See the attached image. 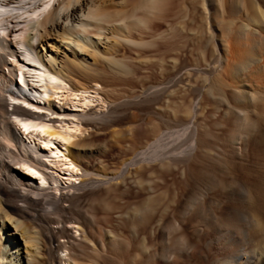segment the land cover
Returning a JSON list of instances; mask_svg holds the SVG:
<instances>
[{
	"label": "bare ground",
	"instance_id": "6f19581e",
	"mask_svg": "<svg viewBox=\"0 0 264 264\" xmlns=\"http://www.w3.org/2000/svg\"><path fill=\"white\" fill-rule=\"evenodd\" d=\"M240 1L186 0L189 7L186 3L183 4L187 7L186 17L191 23V32L195 31L201 17L205 35L202 54L206 57L208 51L213 49L222 69L224 59L231 61V58L222 56V47L215 44V38L220 32L222 42L229 39L230 27L237 22H240L238 27L244 36L257 37L255 49L259 53L264 52V0H242V4ZM27 3L23 5L20 0H0V29H6L5 22L9 19H17L23 20L26 31L33 32L18 35L12 41L9 40L10 35L2 36L0 33V66L3 64L2 67L8 69L7 73L2 74L4 84H0V264L102 262L100 256L104 253L107 255L106 250L114 249L117 241L126 243V239L119 238L114 230L117 222L113 213L116 218H123L128 222L134 240L138 241L135 246L131 242L127 245L134 251L132 257L127 259L128 264H264V204L252 207L251 200L255 193L251 184L245 183L244 177L236 173L254 170L255 167L236 163V160H242L244 156L246 158L248 147L254 145L258 154V176L261 179L255 188L264 193V56L257 58L263 71V83L257 91L231 86V96L239 104L236 110L238 120L236 127L233 126L232 136L218 139V142H223V149L214 152L213 149H217L215 141L210 134L200 136L199 125L191 128L187 136L184 133V141L177 140L180 144L174 149L168 147V150L139 152L120 166L118 171L102 170L97 168L104 161L97 159L98 153L102 151L99 140L101 135L109 134L113 140H118V137L148 134L144 124H139L136 112L147 110H151L156 121L158 120L157 124H149L154 126L159 122L166 129L161 133L160 139L172 135L170 131L167 132L172 122L163 116V106L171 103L170 95L174 96L179 92L178 87L184 82V73L191 76L200 71L202 74L204 70L213 75V62L208 61L207 67H202L193 65L178 54L171 58L164 52L159 55L148 54L151 48L159 47L168 36L179 30V25L171 22L177 16L176 8L179 5L176 7V0H30ZM170 5L167 15H162L165 7ZM217 11L222 19L221 30L215 24ZM165 23L168 28L162 30L161 26ZM237 44L231 52L234 51L241 58L242 53ZM127 51H135V56L129 57ZM16 53L21 55L25 64H35L34 69H28L25 64L19 63L11 67L7 58L15 57ZM251 55L252 52L242 62L250 61ZM157 70L163 76L168 75L166 82L135 95L132 102L127 101L128 104L124 105L120 101L123 105H117L112 100L108 105V112L102 114L93 109L88 110L99 99L79 95L90 89L94 90L97 86L101 88L96 90L104 94L105 89L114 85V77L118 73L119 76L122 73L136 75ZM218 77L220 80V76ZM100 78L107 79L108 83L114 81L107 87L109 84L103 85ZM110 79L112 80L109 81ZM222 85H226V82ZM20 96L28 104L37 103L36 108L21 101L22 105L11 101ZM42 103L44 106L41 107ZM29 107L47 109L53 114L74 118L52 120ZM79 108L82 111L77 110ZM175 134L177 133L174 136ZM254 134L257 137L253 140ZM88 157H95L96 160V166L90 167L91 169L84 165ZM212 161L217 162L216 165ZM17 165L26 170L30 177L17 172ZM192 165H195L197 171H191ZM164 166L176 169L173 171L179 169L182 177H185L181 191L176 192L169 201L162 197V190L156 192L153 186L156 179H153L154 176L163 178L164 181V177H161L166 171ZM230 166L235 171L233 177L229 178L230 173L226 170L229 171ZM161 170L164 171L158 174ZM166 173L168 171L165 176ZM130 175L136 178L142 192L148 191L149 195L138 204L124 205L117 202V195H125L129 190L122 186H125ZM75 179L81 180L79 185L68 188L45 187L47 183L65 185ZM215 187L218 192L211 197ZM104 196L102 204L99 199ZM97 200L98 205H103V210L99 212L105 210L106 213L101 218L106 223L101 228L104 231L103 240L93 237L100 221L95 206ZM219 205L221 212L217 214L214 206L219 208ZM169 211L172 212L170 217ZM137 217L142 223V228L139 229L143 230H139L136 221H133ZM153 217L158 218L157 223L147 233L145 230L153 226ZM28 220L47 229L45 239L43 238L47 245V258L37 256L42 248L36 253V243L42 242V239L35 240L25 230L24 222ZM71 223L77 225L79 233L69 227ZM60 231L64 235L70 233L71 240H62L60 236L55 238L54 234ZM141 231L145 233L142 238ZM211 233L223 238L215 236L214 241H210ZM240 240L253 243L254 247L248 252L242 247L248 244L245 242L240 246ZM212 242L222 244L214 254L210 250ZM71 248L74 250L73 254ZM67 250H70L69 255L65 254ZM82 253L86 256L82 257ZM177 253H180L178 258Z\"/></svg>",
	"mask_w": 264,
	"mask_h": 264
},
{
	"label": "rangeland",
	"instance_id": "374dc122",
	"mask_svg": "<svg viewBox=\"0 0 264 264\" xmlns=\"http://www.w3.org/2000/svg\"><path fill=\"white\" fill-rule=\"evenodd\" d=\"M20 1L23 2V5H26V4H28L27 2L30 1V0H28V1L27 0H20ZM176 2H177L176 3V7L179 5L178 8H176L178 17L176 16V18L174 20H172L171 22H173L174 24H178L179 25L178 26L179 30L175 34H171L170 36H168L167 37L168 39L165 40L164 42H162L159 47L151 48L148 51V54H153V55L154 54H158L159 55V53L161 54L162 52H164L163 54L166 53L165 55L168 58H171V57H174V56L177 57L176 55L178 54V55H180L181 58H183L185 60H188L193 65H196V64L200 65V66L202 65V67H207V64L211 61V62H213V64H212L213 75H210V74L206 73V71H204V70L202 71V74H201V71H200V73L198 72V74L195 73L196 75L193 74L191 76H189L187 73L183 74L184 75L183 76V79H184L183 81L184 82L181 84L182 86L180 85L178 87V91L179 92H177L176 95L173 94L174 96L170 95V99L169 98L168 99L171 101V103H167L166 104L167 107H166V105H164L163 109H162V111H163L162 114L165 117V119L167 121L170 120L172 122V124H171L172 126L168 128L169 130L167 129V132L170 131V133H172V135H169V136L166 135L165 138L163 137L162 139H160L161 133L164 132L166 129L164 128V125L160 124L159 122H158V125H154V126L152 125L153 126V128H152L151 123L149 124V122H153V123L157 124L158 120L156 121L157 118L155 117V115L152 113L151 110H147V111H143V112L142 111H136V112H138L137 114H138V119H139L138 122H139V124H142V125L144 124V126L148 129L147 131H149L148 134L146 133L144 135H141L140 137H139V135L136 136V137L134 136L135 138L131 137V136H127L128 138L126 136L123 137V138L122 137H118V140H117V138H114V140H113L109 134L101 135L99 137V140H100V146H101V150L102 151H101V153H98L97 159H103L104 161L102 160L103 161L102 164H98L97 168H101L102 170H116V171H118L119 169H121L120 166L122 167V165H124V163L127 160H130L131 158H133V156H135L139 152H145V151L149 152V151H157V150L162 151L163 149L168 150V149H166L168 147L169 148L171 147L170 149H174L177 146V144H180L178 142L179 140H181V141L183 140L184 141V139H185L184 136L185 135L187 136V132L191 128H195L196 126H199V125L200 126L198 127V129H199V132H200V136H202L204 134L205 135H209L210 134V136H212V139L215 141L214 146L217 149H213L214 152H216L218 149L219 150L223 149L224 144H223V142L222 143L218 142V139H221V137L223 138V137H226V136L230 137V135L232 134V129L234 127H236V123H237V120H238V112L236 110H237V106H239V104L231 96L232 87H234V88H242V89H249V90L250 89L251 90H256L257 89L258 90L261 87L262 83H263V80L261 79V74H262L263 71H261V67H259V63L260 62L257 61V58L260 57V56L263 57L264 56L263 55L264 52L259 53L258 49L257 48L255 49V47H257V43H256L257 37L254 38V37H251V36L250 37L249 36L248 37L244 36L242 34V32H241L240 27H238V26H240V22H237L236 25H231V27H230L231 32H230V30L228 32L229 39H227L226 41L222 42V40L219 38V37H221V36H219L220 32H218L217 33L218 36L216 35V38H215V44H220V47H222L221 48L222 49V56H224V57L226 56L228 58H231V61H227L226 59H224V63L225 64L223 65L224 67L222 69L221 68L222 66H220L221 64L217 62L218 57L215 55L216 53H215V51L213 49L209 50L211 53L208 51V54H207L206 57H204V55H203L204 54V49H203L204 44L203 43H204V40H205V37H204L205 35H204V30L201 27V22H200L201 17H199V20H198L199 23H197V25L195 27V31L191 32L189 30L190 27H191V23H190L189 19L186 17L187 16V9L186 8L189 7V5L186 3V0H176ZM241 2H242V0L239 3H241ZM55 3H56V1H55ZM184 3H186L185 4L186 6L188 5L186 8H185V5H183ZM170 8H171V5L169 7H165L166 10H164L162 12V15L163 14L167 15V13L169 12ZM216 10H217V8H216ZM165 12H166V14H165ZM221 20L222 19L219 16V11H217V13H215V24H216V27H218L220 30H221L220 25H221V22H222ZM22 22H23V20L9 19V21L5 22V28L6 29H0V33L2 34V36L10 35L9 37H11V38H9V40H11V41L13 40L14 37H16L18 35H21L23 33H26V32L27 33H33L32 31H29V30L26 31L24 23H22ZM166 25H167V23H165V24H163L161 26L162 30L163 29L166 30L168 28L167 27L168 25L167 26ZM180 27H181V29H180ZM182 28H184L185 30L182 29ZM182 30H184L185 33ZM253 31H254V29H252V32ZM147 37L148 36H146V38ZM236 43H238L237 46L239 47L240 52L242 53V57L241 58L237 57L236 53H234V51H233V53L231 52V50H233L234 45L236 46ZM13 48L16 49L14 44H13ZM195 48H197V49H195ZM251 52H252V55H251L250 61L247 60L246 63H243L242 61H244L246 59V57H248V55ZM128 53L129 52L127 51L126 54H128ZM230 53L232 54V56H231ZM258 53L261 54V55H259ZM133 54H135V51H134V53L130 52L128 55H129V57L130 56L133 57V56H135ZM233 55H234V57H233ZM205 58H206V61H205ZM234 59H235V61H234ZM238 59H240L241 61L238 60ZM7 60L9 62V64H11V67L17 66L18 63L19 64H25V62H23L22 57H21V55L19 53H16L15 57H10L9 56L7 58ZM126 61L128 62L130 60H126ZM129 63L130 64H134L135 62L134 63L129 62ZM25 65L27 66L28 69H34V65L35 64H31V65L25 64ZM2 66H4V65L2 64L0 66V76H1L0 77V84L1 85L4 84V77L2 76V74H4V72L7 73V71H8L7 67H2ZM36 66L39 67V68H42V66H40L38 64H36ZM223 73H224V75H223ZM116 75H114V76H116ZM217 75L220 76V80H219V77ZM114 78H116V82L114 83V85L112 84L114 87L111 85V83H113L114 80L112 82L108 83L107 79H104V78L101 79L100 78L101 81H103V85L107 86L109 84L107 87H110V85H111L110 88L106 87L107 89H105L107 93H109V89H110V93H109L110 95L107 94L106 92L104 94H102L103 92L101 93V92L97 91V90H99L101 88V86H97V88H99V89H97L95 87L94 90L97 89L96 90L97 92L92 90V89H90L87 92H83L84 94H81V93L78 92L79 95H86V96L90 95V96L95 97V99H99L100 102L98 100L94 101L92 103V105L90 106V109H88V110L93 109L96 112L101 113V114L103 112H108V105L110 104V102H112V100L115 103L117 102L118 103V104L116 103L117 105L128 104L131 99L133 100L134 97H136L139 94H141L142 91L148 90V89H150L152 87H155V86H158L159 84L163 83V81L166 82L167 79H168V75L167 76H165V75L163 76L160 73V71L157 70V71H155L153 73L151 71L150 72H141V73H138L136 75L135 74H132V75L131 74H128V75L126 74L125 75V74L122 73L121 76H119V73H118L117 77H114ZM111 80L112 79H110L109 81H111ZM220 81L223 84L226 82V85H228L229 87L226 86V85L223 86ZM191 82H193V83H191ZM188 85H190V86H188ZM193 86H195V87H193ZM220 86H222V87H220ZM224 87H226V88H224ZM195 89H198V90H195ZM112 90H113V92L111 93ZM195 91H198V93L195 92ZM224 91L226 93L228 92L227 95H226V93ZM73 93H77V91H73ZM193 93H194V95H193ZM106 96H107V98H106ZM171 96L173 97V99H171L172 98ZM62 98H64V97H62ZM108 98H110L108 100L109 103L106 101ZM231 98H232V100H230ZM125 99H126V101H125ZM132 100L130 102H132ZM174 100H178V101H174ZM11 101L13 103H15V104L22 105V104H20V101H21L22 103L26 104L27 106H32V107H35L36 104H37L35 102H29V104H28L22 99L21 96H20L19 99H11ZM127 101H128V103H127ZM177 105H178V107H177ZM192 105H193V108H192ZM42 106H44V103L41 104V107ZM170 106H172V107H170ZM32 107H29V108H32ZM188 108L189 109L191 108L192 110L190 109V111H189ZM233 108H236V109H233ZM45 110H46L45 113H43V112L42 113L48 119L62 120V119L74 118L72 116H67V115H64V114H62V115L61 114H53L51 111H48L47 109H45ZM77 110H80V108L77 109ZM80 111H82V110H80ZM172 112H173V114H172ZM46 114H48V115H46ZM155 126H156V128H158L159 132L157 131L156 128H154ZM229 128H230L231 132H229ZM156 132H157V134H156ZM189 132H188V134H189ZM174 133H177V134H175V136H174ZM184 133H186V134L184 135ZM254 137L256 138L257 136L254 134L253 140H254ZM161 144H163V145H161ZM254 148H255L254 145H250L248 147V150H247L248 152H247L246 158L244 156V158L242 160L241 159L236 160V163L238 165H243V166L246 167V164H247V167H249V166L253 167V168L255 167L254 170H252V171L245 170L244 172L243 171H237L236 173L239 176L241 175L242 177H244V182L245 183H248V184L250 183L251 184V187L253 189L252 191H254V193H255L254 194V198L252 199L253 201L251 200V203H253L251 205H252L253 208H257V207H259V204H261V203L264 204V195H263L264 193L258 191V189L255 188L256 184H258L261 179L259 180V178H260V176H258L259 175L258 174L259 173V169L257 168V164H256V162L258 161V154L255 151L256 149H254ZM94 160H95V157L86 158L85 162H84L85 167L88 168V169H91L90 167H92V168L95 167L96 166V160H95V162H94ZM211 163L214 165L217 162L213 163V161H212ZM241 163H243V164H241ZM99 165H100V167H99ZM164 167H165V169L164 168L163 169L168 171L169 175H168V173H166V176H165V172L166 171L161 170L158 174H161L164 171L162 173L163 175L161 176V177H164V181H163V178H157L156 176H154L153 179L156 178L157 180L155 179V181L153 182V184H154L153 186H154V189H155L156 192H159V191L162 192L163 191L161 193L162 197L166 201H169L170 199H172V197L175 196L176 192L178 193V192L181 191V185L185 181V177L184 178L182 177L183 176L182 171H180L179 169H178V171H179L178 172V171H173V170H176V169H172L171 170L169 167L168 168H166V166H164ZM191 167H192L191 171L192 170L193 171H197L196 170L197 168L195 167V165H192ZM112 168H114V169H112ZM228 169H229V171L226 170V172L230 173V175L228 177L229 178L233 177V175H234L233 172L235 170L231 166ZM15 170L17 172H19L21 175L24 174L25 176H29L28 172L26 170H22L18 165L15 166ZM170 171H171V174H170ZM251 173L253 174L254 177L252 176ZM255 175H257V176H255ZM130 176H129V178L126 181L125 186L124 185L122 186L123 189L128 187L129 190H127L125 195H123V193L122 194L118 193V195H117V197L119 198L118 199L119 201H117V202L123 203L124 205L125 204H129V203L138 204L141 201H145L146 200L145 198H147V196L149 195L148 191L142 192L143 190L141 189L140 185L136 182V178L133 175H130ZM158 177H160V175ZM131 179H132V181H131ZM80 181H79V179H75V180L71 181L69 184H65V185H64V183L63 184H61V183H47L45 185V187L46 188H51V187H55L56 186V187H60V188H64V187L68 188L70 186L79 185ZM174 181L176 183H174ZM174 184H175V186H174ZM168 188H170V189H168ZM255 189H257V190H255ZM213 190H214L213 193H212L213 195L210 194V196L212 195L211 197L216 195V193L218 192V188L215 187V189H213ZM167 191H168V194H166ZM120 195H122V196H120ZM105 197L106 196L101 197L99 199V202L103 204L102 199H104ZM99 202H98V200L95 202L97 204V205L95 204V206H97L96 207V210H98L97 212L103 210V208H102L103 205L102 204L98 205ZM214 207H215L214 209H215L216 213L219 214L221 212L220 205H219V208L217 206H214ZM222 208H224V207L222 206ZM219 209H220V211H219ZM217 210H218V212H217ZM104 211L99 212L100 214L97 213L100 221H102L103 223L99 221V225L97 227L98 229L95 230L96 232L94 231L95 233L93 235V237H96V239H101V240L104 239V233H103L104 231L102 229H103V227L106 226V225H104L106 223L103 220H101V218L106 216L105 215L106 213ZM168 214H169V217H170L172 212L169 211ZM112 216H114V220H116V222H117V226L115 225L116 227H114V230L116 231V233H117L119 238L126 239L125 241L123 240L126 243L125 244L124 243L121 244V241H117L116 242L117 244H115L114 249L111 248V249L106 250L107 255L105 253L102 254L100 256V257H102L101 258L102 262L100 260L101 263L99 262L97 264H128V260L127 259L129 257H132L134 251H133L132 247L130 248L127 245L131 242L132 245L135 246V244H137L138 241H137V239H136V241L134 240L132 232H131L132 228L129 230L128 225H127L128 222H126L125 219L116 218L117 216H116L115 213H113ZM153 218H154V220H152L153 226L151 225V226H149V228L147 230H145V231H147V233L150 232V230L157 223L156 220H158V218L157 217H153ZM133 221L137 222V223L135 222V224L138 225V229L142 228V226H141L142 223H141V220H140L139 217H137ZM24 223H26L25 226H24V227H26L25 230H27L29 232V234L31 233L30 235H32L33 238L35 237L36 238L35 240H37V238H38L40 240L42 239L41 241L44 242V243L37 242L40 245L36 243V246L38 245V248L36 247V253H37V250L39 248L40 249L42 248L41 250L38 251V252L41 251L42 254L41 253H39V254L37 253V256H40V257L44 256V257L47 258L48 257L47 245L45 244L46 242L44 240L45 239L44 235L46 234L47 229L44 226L41 228V226L38 223H34L31 220L25 221ZM71 224L69 225V227L75 233H77V232L79 233V231L76 229V228H78L77 225H75L74 223L72 225ZM139 230H143V229H139ZM221 232H222V234H224V232L222 230H221ZM58 233L54 234V236L56 235L55 238L60 236L59 238H61L62 240L65 239L66 241H67V239L69 241V239L71 238L70 237V233H65V235L62 234L61 231L58 232ZM67 234H69V235H67ZM144 235H145V233L143 231H141L140 232V237L142 238ZM40 236L42 238H40ZM99 236H100V238H99ZM215 236L216 235L211 233L210 237L212 238V240L210 239V241H214L215 238L213 239V237H215ZM140 237H139V239H140ZM217 237H219V239H220V237L223 238L222 236H219V235L216 236V238ZM239 242H240V246H241V244L245 243L246 240H245V242H243L242 240H240ZM202 244H203V242H202ZM56 245H57V243H56ZM199 245H201V244H199ZM221 245H222L221 242L220 243L212 242L211 243L212 247L210 249L212 251V254L217 253ZM117 246H118V248H117ZM242 247L244 248V250L250 252L251 251L250 248L254 247V244L251 243V244H248L245 247L243 245ZM71 250H72V254H73L74 250L72 248H71ZM112 250H114V251H112ZM69 251L68 250L65 251V254L67 253V255H69V253H70ZM61 253L64 254V252H62V251H61ZM55 254H57V251H56ZM82 255H83V253H82ZM84 255L82 257H84ZM108 255H111V256H108ZM179 255H180V253L179 254L177 253L176 257L177 258L180 257ZM147 256L149 257L148 253H147ZM103 257H104V259H103ZM85 258H87V257H85ZM106 258H107V260H106ZM80 262L81 263H76V264H85V263H83V261H80ZM37 263L38 264H46L43 261H42V263L41 262H37ZM72 264H75V263H72ZM130 264H132V263H130ZM133 264H135V263H133Z\"/></svg>",
	"mask_w": 264,
	"mask_h": 264
}]
</instances>
